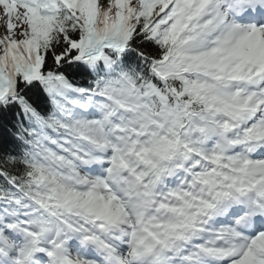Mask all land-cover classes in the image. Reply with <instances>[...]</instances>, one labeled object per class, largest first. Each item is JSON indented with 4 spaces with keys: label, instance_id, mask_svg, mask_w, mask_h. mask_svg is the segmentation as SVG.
Listing matches in <instances>:
<instances>
[{
    "label": "snow or ice",
    "instance_id": "snow-or-ice-1",
    "mask_svg": "<svg viewBox=\"0 0 264 264\" xmlns=\"http://www.w3.org/2000/svg\"><path fill=\"white\" fill-rule=\"evenodd\" d=\"M0 264H264V0H0Z\"/></svg>",
    "mask_w": 264,
    "mask_h": 264
}]
</instances>
